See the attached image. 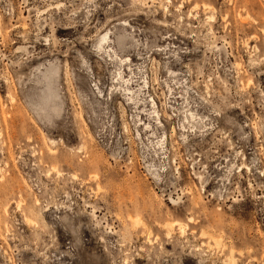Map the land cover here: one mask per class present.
<instances>
[{"label":"rangeland","instance_id":"1","mask_svg":"<svg viewBox=\"0 0 264 264\" xmlns=\"http://www.w3.org/2000/svg\"><path fill=\"white\" fill-rule=\"evenodd\" d=\"M0 264H264V0H0Z\"/></svg>","mask_w":264,"mask_h":264},{"label":"bare ground","instance_id":"2","mask_svg":"<svg viewBox=\"0 0 264 264\" xmlns=\"http://www.w3.org/2000/svg\"><path fill=\"white\" fill-rule=\"evenodd\" d=\"M132 1H135V0H132ZM204 7V6H203ZM197 8V7H196ZM242 10V9H241ZM247 16V15H246ZM211 18V17H210ZM245 18V17H244ZM210 20V19H209ZM223 20V19H222ZM245 20V19H244ZM107 33V32H106ZM107 40V35H104L102 38H101V40H99V42L101 41V42H105ZM123 42H124V38L123 37H118L117 38V43L118 44H123ZM126 60V59H125ZM125 91H127V92H130V90L129 89H126ZM155 112V111H154ZM164 137V136H163ZM52 144H53V141H52ZM79 148V147H78ZM80 149V148H79ZM200 178V176H198V179ZM189 191V190H188ZM23 201H22V198L19 196L18 197V201H17V205H19V204H21ZM192 205H193V207H196V206H198L199 205V202L198 201H196V199H194L193 200V202H192ZM19 209V208H18ZM130 218V217H129ZM132 221H133V223L134 224H139V220L138 219H131ZM26 221L27 222H29V220L28 219H26ZM132 224V223H131ZM29 225H30V223H29ZM35 225V224H34ZM134 226V225H133ZM137 226V225H136ZM178 226H180V225H178ZM160 227H161V229H163V231H164V234H165V236H166V238L168 237V238H171L172 236H173V224L172 223H164V224H161L160 225ZM181 228V227H180ZM179 228V229H180ZM184 228V227H183ZM182 230V229H181ZM178 231V232H180V234L182 235L183 234V231ZM201 234V236H205V235H207L206 233H204V232H202V233H200ZM208 236V235H207ZM213 243H214V245H216V246H219V245H221V241H220V239H217V238H214L213 239ZM228 261L229 262H232L233 261V259H232V256L230 255L229 256V259H228ZM233 263V262H232Z\"/></svg>","mask_w":264,"mask_h":264}]
</instances>
